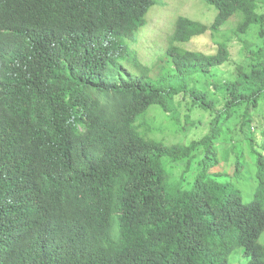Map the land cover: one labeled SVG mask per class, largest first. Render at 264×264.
<instances>
[{
    "label": "trees",
    "instance_id": "16d2710c",
    "mask_svg": "<svg viewBox=\"0 0 264 264\" xmlns=\"http://www.w3.org/2000/svg\"><path fill=\"white\" fill-rule=\"evenodd\" d=\"M204 1L216 15L176 19L163 83L120 64L137 63L129 40L153 0H0V264H228L237 246L264 264V45L215 80L220 108L192 82L228 46L178 45L234 14L237 31L257 26L264 40V12L258 0ZM176 95L211 113L209 131L188 144L142 133L151 106L176 116ZM247 162L256 186L244 201L231 180Z\"/></svg>",
    "mask_w": 264,
    "mask_h": 264
},
{
    "label": "rangeland",
    "instance_id": "374dc122",
    "mask_svg": "<svg viewBox=\"0 0 264 264\" xmlns=\"http://www.w3.org/2000/svg\"><path fill=\"white\" fill-rule=\"evenodd\" d=\"M257 11L264 12V0H258ZM216 12L215 6L204 0H153V4L145 14L144 24L136 30L133 38L129 40V48L132 50L137 63L132 62V60L125 63L122 60L120 64H122L124 71L132 73L136 70L137 65H140L147 67L148 74L155 80L170 83L169 77L173 73V68L165 55V50L176 19L179 16H185L210 25ZM239 19L240 17L234 14L218 29H208L189 41L178 44L184 49L199 50L206 53L215 52L219 43H225L228 46V60L212 69L211 75L203 76L200 73L193 75L192 83L200 89L209 88L213 91L212 85L215 80L221 82L226 79H233L236 65L246 64L248 50H255L264 45L263 36L259 35L257 26H251L245 33L236 30ZM210 96L216 102L215 108H220L223 99L220 91L215 90ZM174 103L177 111L176 116L163 111L158 106H151L138 120L141 132L150 138L168 144H188L192 140L201 138L204 133L209 131L211 113L192 103L190 104L189 101L180 98V95L175 96ZM184 113H189L190 124L184 123L182 125L185 122ZM257 131L260 134L264 133L263 122ZM232 133L239 136L243 135L239 132V128L232 129ZM258 149L264 154V149L261 150L259 147ZM216 165H209V172L212 168L213 171H216L214 168ZM192 166L193 161L187 169L184 168L183 163L176 165L174 167L176 177L181 174L184 180L190 178L193 171ZM228 168L231 170L230 164ZM253 174L254 164L247 162V167H243L239 176L232 175L231 181L241 192L244 201L250 200L254 192L256 181ZM218 179L225 180L226 178ZM259 241L264 242V230L259 236ZM247 260L248 257L243 254L242 248L239 246L235 247L227 256L228 264H246Z\"/></svg>",
    "mask_w": 264,
    "mask_h": 264
}]
</instances>
